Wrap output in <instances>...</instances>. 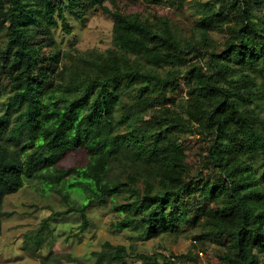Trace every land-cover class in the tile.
<instances>
[{"label":"trees","instance_id":"trees-1","mask_svg":"<svg viewBox=\"0 0 264 264\" xmlns=\"http://www.w3.org/2000/svg\"><path fill=\"white\" fill-rule=\"evenodd\" d=\"M140 1L186 7L196 32L121 0H0V235L6 196L38 180L67 206L57 215L82 214V232L89 209L111 207L141 239L215 238L220 264H264V0ZM99 8L114 47L63 64L52 29L72 34L70 16ZM187 133L208 142L197 173ZM91 256L161 264L110 242ZM66 263L87 264L43 259Z\"/></svg>","mask_w":264,"mask_h":264},{"label":"rangeland","instance_id":"rangeland-1","mask_svg":"<svg viewBox=\"0 0 264 264\" xmlns=\"http://www.w3.org/2000/svg\"><path fill=\"white\" fill-rule=\"evenodd\" d=\"M121 1L124 9L129 12L146 14L150 10H156L161 15L169 16L186 36L196 32L195 17L184 6L149 7L140 0ZM106 6L113 9L110 2ZM69 24L72 34H68L61 25L52 29L56 43L63 52V64L69 63L78 52L104 51L114 47L113 18L102 9L90 11L83 20L70 16ZM213 36L220 43L224 41L223 34L216 32ZM51 50L47 49L48 52ZM8 85L9 81L0 83L5 88ZM1 108L0 104V113ZM184 140L191 170L197 173L202 167L208 142L191 133H187ZM66 208L61 198L38 180L26 182L18 192L6 196L3 209L12 215L3 218L0 264H43V259L50 253L71 254L87 264H94L95 259L91 253L101 250L106 242L124 245L134 254L159 257L161 264L170 261L174 264H220L217 254L224 250V245L215 238L197 243L193 235L182 233L141 239L137 233L115 227L119 215L111 207L98 206L88 210L89 226L82 232L81 213L57 215ZM37 238H42V245L36 243ZM131 264L142 262L132 259Z\"/></svg>","mask_w":264,"mask_h":264}]
</instances>
